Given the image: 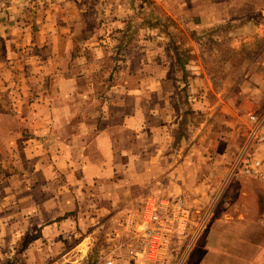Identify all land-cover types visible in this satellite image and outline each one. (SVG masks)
<instances>
[{
    "label": "rangeland",
    "instance_id": "374dc122",
    "mask_svg": "<svg viewBox=\"0 0 264 264\" xmlns=\"http://www.w3.org/2000/svg\"><path fill=\"white\" fill-rule=\"evenodd\" d=\"M98 116H170L168 148L149 156L142 118L94 146ZM251 116L264 0H0V264H264V146L260 176L237 168ZM175 201L186 229L139 247L128 217Z\"/></svg>",
    "mask_w": 264,
    "mask_h": 264
},
{
    "label": "built area",
    "instance_id": "2783aa9c",
    "mask_svg": "<svg viewBox=\"0 0 264 264\" xmlns=\"http://www.w3.org/2000/svg\"><path fill=\"white\" fill-rule=\"evenodd\" d=\"M250 121L253 126L249 141L245 146L240 162H238L237 168H241L242 173L248 176H260L263 164L261 160L254 157V146H264V117L259 118L251 116ZM189 212L185 210L182 202H162L161 206L157 207V211H153V214L149 218H138L136 214H132L128 217L126 222V230L137 236L141 231L146 232V235L142 238H137L140 241L139 247H144L146 242H149L150 249H156L161 244L159 240L160 233H169L172 231H178L179 233L186 229L187 216ZM185 226V227H184ZM159 240V241H158ZM165 248L166 243H163ZM108 264H113L109 262Z\"/></svg>",
    "mask_w": 264,
    "mask_h": 264
},
{
    "label": "crops",
    "instance_id": "0c3cea01",
    "mask_svg": "<svg viewBox=\"0 0 264 264\" xmlns=\"http://www.w3.org/2000/svg\"><path fill=\"white\" fill-rule=\"evenodd\" d=\"M154 85V84H153ZM154 88L155 85L153 86ZM99 118V119H98ZM98 124L96 123H92L91 121L88 123L89 125V129H92L90 132L92 134H95V138L93 139V143L94 146H97V144L101 145L103 142L106 143L105 141H102V138H109L111 134L110 130L108 129V121L110 122H114V121H122L126 124H128V127L125 128V130H128L129 128V133L131 132V128H138V126L136 124H138V122L142 119H145L149 125H151V127L153 126V128L150 129V133L148 135V138L151 142V148H149L148 152H151L149 155L151 158L153 156V158H159V154L162 153L163 151H166L167 147V143H162L163 141H161V138L163 137L164 140L165 138L168 136L170 137V133L172 132V130H169L168 128H166V130H161L160 128H157L158 126L156 125V122L161 119L166 121V119L168 120L170 118V116H98ZM125 125H121L122 128L125 127ZM99 128V131L97 133H94V130L96 131V129ZM137 129H136V133H137ZM97 134V135H96ZM139 135L144 136V132L142 131V133L140 134H136V136L138 137ZM159 153V154H158ZM152 158V159H153ZM92 162V161H90ZM94 162V161H93ZM98 165H102V163H97ZM232 239V238H231ZM233 240V245H234V239ZM230 243V244H229ZM231 245V241H229L228 243H223V245L221 247L218 246V248L222 249L223 252L226 249L227 246ZM216 248L214 244L212 245H207V249H213ZM216 248V249H218ZM212 255V256H210ZM215 255L217 254H204V256L201 258V261H199V264H209V262H212L213 264H227L228 261L231 262V258H224L223 256H220V259L215 258ZM237 261H234V263ZM233 263V264H234ZM244 264L247 262H243Z\"/></svg>",
    "mask_w": 264,
    "mask_h": 264
}]
</instances>
